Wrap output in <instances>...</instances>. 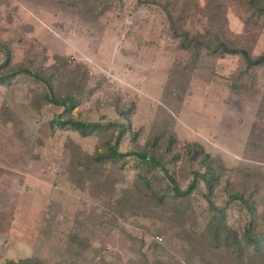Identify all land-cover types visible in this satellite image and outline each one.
Wrapping results in <instances>:
<instances>
[{
	"label": "rangeland",
	"instance_id": "rangeland-1",
	"mask_svg": "<svg viewBox=\"0 0 264 264\" xmlns=\"http://www.w3.org/2000/svg\"><path fill=\"white\" fill-rule=\"evenodd\" d=\"M97 7L94 0H0V41L11 48L13 65L49 66L59 54L73 68H87L91 80L76 114L83 119L126 122L117 107L134 102L131 128L139 138L127 134L122 151L155 134L174 133L178 144L167 167L183 187L198 166L186 156L172 158L183 151L182 143L199 142L220 156L227 168L222 187L230 181L232 193L252 195L258 210L253 216L240 201L233 202L230 224L241 233L250 223L255 234L264 231V68L251 74L255 79L242 80L238 55L214 57L203 49L194 61L171 36L168 15L193 34L206 30L209 15L225 20L230 40L254 56L264 53V26L247 25L238 0H115L111 11L91 19ZM4 58L0 51V63ZM36 85L23 73L11 86L0 85V107L7 104L21 121L20 127L0 119V264L61 260L69 253L72 232L83 234L97 250L85 251L78 264H200L166 216L148 212L116 222L103 213L108 199L77 187L67 171L65 141L71 137L92 153L98 138L74 131L52 134L47 122L61 109L37 112L30 91ZM134 175L135 170H125L115 185L117 196ZM204 193L203 186L197 190L190 220L200 229L209 219ZM226 199L219 196L216 202Z\"/></svg>",
	"mask_w": 264,
	"mask_h": 264
},
{
	"label": "trees",
	"instance_id": "trees-1",
	"mask_svg": "<svg viewBox=\"0 0 264 264\" xmlns=\"http://www.w3.org/2000/svg\"><path fill=\"white\" fill-rule=\"evenodd\" d=\"M94 1H97L98 7L93 16H90L91 19L111 11L115 4V0ZM238 1L246 9L247 25L255 28L264 26V0ZM212 5L213 3L209 4V9H213ZM165 9L168 12L167 7ZM209 17L206 30L193 34L178 26L169 12L171 36L181 48L191 53L194 61L198 60L203 49L214 57L240 56L243 65L238 74L239 79H255L251 74L256 69L264 68V53L254 56L247 47L235 44L227 35L225 20H215L211 15ZM0 51L5 57L0 63V85L11 86L19 74L29 75L37 84L30 88L31 103L35 110L42 112L47 106L61 109L47 122L52 134L74 131L81 137L98 138V144L92 153L84 151L71 137L66 139L64 150L69 178L77 187L82 191L88 189L91 196L108 199L103 213H110L111 219L116 222L132 216H146L148 212L166 216L172 224L171 228L177 230V236L189 247L190 256L197 257L200 264H264V231L255 234L250 223L241 233L229 222L228 207L233 202L240 201L253 216L257 215L258 210L252 195L247 197L244 193H232L230 181L222 187L227 168L220 156L207 152L199 142L182 143L183 151L175 152L172 158L176 161L186 156L192 164L198 166L191 182L183 187L167 167L168 154L175 151L178 144L174 133L155 134L134 149L121 150L122 141L127 134L132 133L131 139L134 141L139 138V131L132 132L131 128L130 115L136 106L134 102L129 108L117 107L118 114L127 123L83 119L76 114L91 80L87 68H73L59 54L53 56L54 61L49 66L34 67L32 62L25 67L13 65L12 50L2 41ZM243 85L247 87V84ZM233 89L237 93L240 91L238 85L233 86ZM95 90L96 88L90 93L93 94ZM0 119L21 127L20 119L7 104L0 107ZM17 134L25 145L28 140L24 130L20 128ZM126 169L135 170V175L130 186L123 188L121 195L117 196L115 185L125 178ZM202 186L205 189L203 197L208 203L209 219L205 227L200 229L196 221L190 225V220L195 214L196 192ZM223 195L228 199L223 204L217 203V197ZM87 250L92 251L93 255L97 252L91 248L83 234L72 232L68 239L69 253L61 260L49 263L34 257L11 260L9 263L78 264L76 258L85 260L87 256L84 252Z\"/></svg>",
	"mask_w": 264,
	"mask_h": 264
},
{
	"label": "built area",
	"instance_id": "built-area-1",
	"mask_svg": "<svg viewBox=\"0 0 264 264\" xmlns=\"http://www.w3.org/2000/svg\"><path fill=\"white\" fill-rule=\"evenodd\" d=\"M157 239L161 241V239H162V238H160V237H157Z\"/></svg>",
	"mask_w": 264,
	"mask_h": 264
}]
</instances>
